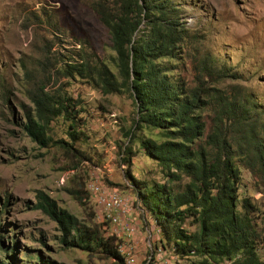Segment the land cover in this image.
Returning a JSON list of instances; mask_svg holds the SVG:
<instances>
[{
	"label": "trees",
	"instance_id": "obj_1",
	"mask_svg": "<svg viewBox=\"0 0 264 264\" xmlns=\"http://www.w3.org/2000/svg\"><path fill=\"white\" fill-rule=\"evenodd\" d=\"M93 9L107 29L117 73L84 51L75 63L60 59L54 65L48 58L42 74L48 80L52 69L68 78L76 75L103 93L127 89L135 105V129L162 138L126 135L165 178L141 185L126 172L158 231L152 257L163 253L173 261L197 256L191 264H264V209L242 195L244 169L264 198V104L239 83L236 69L196 45L201 36L186 26L175 0H95ZM184 57L192 64L190 84L172 73L171 61ZM29 97L34 113L26 115L24 130L32 140L47 146L50 124L59 118L79 140L73 129L78 109L70 96L47 90L41 79ZM126 152L122 160L130 164L133 153L129 147ZM34 208L58 225L64 246L126 264L119 239L105 235L99 225L82 223L42 191ZM36 258L25 264H49Z\"/></svg>",
	"mask_w": 264,
	"mask_h": 264
},
{
	"label": "rangeland",
	"instance_id": "obj_2",
	"mask_svg": "<svg viewBox=\"0 0 264 264\" xmlns=\"http://www.w3.org/2000/svg\"><path fill=\"white\" fill-rule=\"evenodd\" d=\"M94 1L0 0L1 262L25 264L40 255L49 264H116L104 254L64 246L58 225L34 208L37 193L42 191L82 223L99 225L105 235H115L124 247L126 264H162L152 257L158 239L155 223L126 172L129 169L147 184L162 183L165 178L159 165L126 135L132 131L137 136L162 138L135 129V105L127 89L103 93L76 75L68 78L52 69L48 80L42 74L48 58L54 65L60 59L75 63L84 51L117 73L115 53L107 29L94 12ZM175 2L186 26L201 36L196 45L236 69L241 75L239 83L264 104V0ZM171 63L172 73L190 84V58ZM41 79L47 90H58L75 103L78 111L73 129L80 133L79 140L67 133L68 124L61 118L51 122L48 134L52 140L47 146L36 143L24 130L26 115L34 113L29 93ZM127 147L133 153L130 164L122 160L128 156ZM242 175V195L264 209L254 178L244 169ZM93 180L116 188L124 198L128 213L121 217L123 223L112 221L111 214L97 204L88 189ZM260 250L264 257V241ZM198 261L197 256H189L167 264Z\"/></svg>",
	"mask_w": 264,
	"mask_h": 264
},
{
	"label": "built area",
	"instance_id": "obj_3",
	"mask_svg": "<svg viewBox=\"0 0 264 264\" xmlns=\"http://www.w3.org/2000/svg\"><path fill=\"white\" fill-rule=\"evenodd\" d=\"M88 189L95 198L97 204L106 212L111 214V219L114 222L121 221L122 218L128 213V207L124 198L121 196L119 191L113 187H107L101 185L97 180H93L88 184ZM122 217V218H121ZM124 228V225L122 226ZM131 233L132 228L125 226ZM119 250L124 251V247L119 245ZM130 256V253H124ZM156 258L162 259L163 264L170 262V259H164L163 253H156Z\"/></svg>",
	"mask_w": 264,
	"mask_h": 264
}]
</instances>
